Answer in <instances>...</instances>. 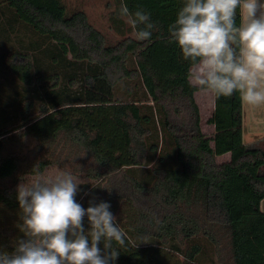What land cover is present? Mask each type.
<instances>
[{
	"label": "trees",
	"instance_id": "16d2710c",
	"mask_svg": "<svg viewBox=\"0 0 264 264\" xmlns=\"http://www.w3.org/2000/svg\"><path fill=\"white\" fill-rule=\"evenodd\" d=\"M122 3L150 13L149 40ZM183 3H107L112 39L64 0H0V250L25 238L17 186L56 165L82 207L111 205L127 234L114 264H264V135L244 140L238 93L214 96L203 131L168 31Z\"/></svg>",
	"mask_w": 264,
	"mask_h": 264
},
{
	"label": "clouds",
	"instance_id": "9594fccd",
	"mask_svg": "<svg viewBox=\"0 0 264 264\" xmlns=\"http://www.w3.org/2000/svg\"><path fill=\"white\" fill-rule=\"evenodd\" d=\"M119 12L136 40L151 38L156 25L150 13L130 12L123 3ZM168 31L189 64L190 86L217 98L238 93L244 104L264 105V0H184ZM79 184L60 170L36 173L17 186L25 238L12 252L0 250V264H114L120 252L113 243L125 246L127 234L109 203L89 201L85 209L76 201Z\"/></svg>",
	"mask_w": 264,
	"mask_h": 264
},
{
	"label": "rangeland",
	"instance_id": "374dc122",
	"mask_svg": "<svg viewBox=\"0 0 264 264\" xmlns=\"http://www.w3.org/2000/svg\"><path fill=\"white\" fill-rule=\"evenodd\" d=\"M114 0H64L69 11L76 9H83L87 12L91 23L99 30L105 32L112 39H119L121 34L111 29V21L109 19V13L111 7H108L107 3H111ZM3 8H0V14L3 13ZM129 25V24H128ZM15 83L13 82V85ZM124 96L123 89L120 91ZM196 100L200 107V113L202 118V128L207 135L213 134L214 126L208 123V118L214 111L215 102L212 94H206L198 90L196 92ZM244 113V140L251 139L253 136L258 137L264 135V105L259 107L249 106L243 103ZM252 136V137H251ZM251 137V138H250ZM227 158L226 156L221 159ZM63 170L62 167L53 165L49 167L44 175L53 174L57 171ZM31 181V180H30ZM262 209H264V200L262 203Z\"/></svg>",
	"mask_w": 264,
	"mask_h": 264
},
{
	"label": "crops",
	"instance_id": "0c3cea01",
	"mask_svg": "<svg viewBox=\"0 0 264 264\" xmlns=\"http://www.w3.org/2000/svg\"><path fill=\"white\" fill-rule=\"evenodd\" d=\"M196 94V93H195ZM196 96V95H195ZM214 96V95H213ZM256 136H258L259 137V134L258 135H256ZM252 137V136H251ZM250 137V138H251ZM258 137H255V136H253L251 139H249V138H247V142H251V141H254V140H256ZM223 156H226L227 158H224V159H221V157H223ZM217 159H218V161H226V160H229L230 159V153H226V154H224V155H220V156H218L217 157Z\"/></svg>",
	"mask_w": 264,
	"mask_h": 264
}]
</instances>
